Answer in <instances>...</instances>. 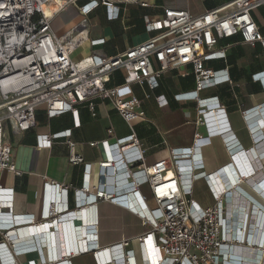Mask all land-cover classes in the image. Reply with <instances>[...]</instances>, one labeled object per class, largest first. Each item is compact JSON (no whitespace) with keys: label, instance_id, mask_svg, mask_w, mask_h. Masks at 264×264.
Wrapping results in <instances>:
<instances>
[{"label":"built area","instance_id":"2783aa9c","mask_svg":"<svg viewBox=\"0 0 264 264\" xmlns=\"http://www.w3.org/2000/svg\"><path fill=\"white\" fill-rule=\"evenodd\" d=\"M78 1L58 0L52 6V0H0V171L12 176L18 173L12 159V146L5 137L6 128L14 134L32 128L38 108L44 107L46 116L51 118L66 112L77 114V107L84 106L94 116L96 102L107 101L131 125L132 121L145 118V111L133 94L132 85L147 84L153 89L158 85L160 74L171 69L191 67L195 88L176 93L173 99L196 102V123L204 126L209 135L221 134L229 128L224 118V108L217 98L199 96V91L206 85L230 82L229 75L226 69L216 70L205 62L224 58L226 46L217 48L218 42L234 35H239L242 43L260 42L264 47V35L251 15L252 10L264 6V0H233L198 15L186 10L165 8L161 18L146 22L147 30L157 31L153 37L109 57L91 54L74 61L71 53L87 39L86 19L82 18L62 35L55 33L52 22L58 13L70 5H76ZM120 1L136 0H91L82 5L79 11L86 16L98 5H103L110 15L115 16V3ZM102 41L98 39L92 43ZM153 61L158 64L157 69L153 67ZM116 71L123 73L122 80L109 85ZM180 75L185 76L186 73ZM252 80L261 82L264 92V71L253 74ZM157 100L164 102L161 96ZM213 118L218 120V124H214ZM260 125H264V119L249 124L251 130ZM59 134L50 138L38 135V145L49 146L51 139ZM258 138L256 136L254 140ZM208 141V136L196 134L194 149L198 150ZM98 144L105 152L98 163L99 181L95 185V165L83 163L82 186L77 191L78 206L85 203L86 207L95 205L101 200L135 209L142 224L147 227L136 240L139 246L146 245L149 253L156 256L161 264L226 263L227 258L222 251L227 243H231L226 208L231 202L232 191L217 194L211 184L215 182L210 177L211 181L208 179V182L213 203L202 206L190 197L191 187L183 185L182 176L189 173L188 170L192 171V167L203 168L201 162L191 161L195 154L191 148L172 149L169 161L158 160L145 165L144 150L133 132L114 143H90ZM68 145L69 161L82 163L83 158L75 151L74 143L69 142ZM226 145L230 152L238 148L235 139L227 141ZM236 153L231 155L235 156ZM241 155L245 169L253 170L249 168L243 153ZM261 166L264 171V163ZM142 184L148 185L149 198L141 194L139 186ZM44 191L46 197L41 218H52L51 222L56 227L55 218L68 213L66 210L60 211V200L65 201V208L67 206L68 188L59 187L57 183H46ZM50 192H53L52 198L47 201V193ZM148 201H152L153 206ZM0 206L9 209L8 212H1L0 207V227L8 226L14 220H34L31 214L12 217L11 200L1 201ZM83 212L88 216L94 214L88 210ZM67 217L70 216H63L64 219ZM96 217L95 213V220L88 224L85 233L72 232L74 237L70 236V240L73 242L74 239V244L65 246L63 241L66 254L70 255V251L80 254L95 247L97 264H136L134 250L127 248L130 239L98 248L97 229L93 227L97 225ZM44 224L49 230L47 221ZM86 233V237L82 238ZM13 246L15 252L19 247L21 250L37 248L34 241L21 245L13 243ZM6 251L3 243H0L2 263L10 264L13 261L5 256ZM64 264L70 263L65 261Z\"/></svg>","mask_w":264,"mask_h":264},{"label":"crops","instance_id":"0c3cea01","mask_svg":"<svg viewBox=\"0 0 264 264\" xmlns=\"http://www.w3.org/2000/svg\"><path fill=\"white\" fill-rule=\"evenodd\" d=\"M89 1L91 0H79L76 5L68 6L58 13L52 22L55 33L62 35L76 26L82 18L86 19L87 39L71 53L74 61L91 54L103 58L109 57L153 37L157 31L147 30L146 22L161 18L165 8L186 10L198 15L233 0L120 1L115 3L117 7L114 9V12H117L115 16L110 15V11L103 5H98L89 14L83 16L79 8ZM251 15L264 35V6L252 10ZM98 39L103 41L92 43L93 40ZM220 46H226L225 57L208 60L205 64L216 70L226 69L230 82L206 85L199 91V96L216 97L223 106L224 118L229 128L221 134L209 135V131L204 126L196 123L198 115L195 101L178 102L173 99L174 94L195 88L196 83L190 66L161 73L157 78L158 85L153 89L147 84L132 85L133 94L139 99L145 111V118L136 119L131 125L109 102L98 100L94 116L86 107L78 106L77 114L66 112L49 118L44 107H40L36 110L35 125L32 128L20 134H14L6 128L5 137L12 146V159L18 173L12 176L0 171V202L5 199L12 201V213L10 212L12 217L34 215L33 221L14 220L12 224L0 227V243H3L7 250L5 256L12 258L13 262L10 264H64L65 261L70 264H97L95 247L80 254H73L70 251V255L66 254L63 247L65 232L68 245L74 244V239L73 242L70 240V236L74 237L72 232L86 231L88 224L95 220V213L97 225L93 227L97 229L98 248L109 247L123 239H130L127 248L134 250L136 264H155L156 256L149 253L146 245L139 246L136 240V237L144 233L147 227L142 224L135 209L134 211L101 200L95 205L82 209L79 206L86 207L87 204L79 206L77 204V191L81 189L83 180V163L95 165L96 185L99 181L98 163L105 155L102 146L90 145V143L101 141L114 143L131 135L132 132L144 150L145 165L158 160L169 161L172 149L180 147L192 149L203 168L198 166L192 167V171L188 170L189 175L185 177L186 184L183 185L191 187L190 197L200 205L208 206L213 203L208 179L214 180L216 185L212 182L211 184L214 190H217V194L218 190L222 191L224 188L219 185L229 184L226 192L231 190L232 198L226 210L228 217H236L235 220L233 219L235 222L231 223L233 230L242 233L243 228L246 229L240 239H244L245 234L250 235L249 239L251 236L252 238L256 236V242L253 241L251 245L256 246L255 251L253 250V258L249 259L247 255L243 256L237 251L240 256L237 262L254 259L260 264L259 260L264 255V242L257 244V239L262 242L264 232V171L261 170V165L264 163V125L251 130L249 124L264 119L263 84L258 80H252L253 74L264 71V47L260 42L242 43L239 35L221 39L217 48ZM153 67L158 68L155 61ZM183 72L186 73L185 76L180 75ZM122 75L121 71H116L109 85L120 83ZM158 96L164 100L163 103L157 100ZM214 122L218 124L217 119H214ZM57 133L60 134L51 139L49 146L38 145V135H47L50 138ZM196 134L209 138V141L198 150L193 146ZM256 136L259 138L255 141ZM231 139H235L238 144V148L233 152H230L226 145ZM69 142L74 143L75 151L83 158L82 163L74 164L69 161ZM232 153L238 155L235 154L236 160L233 159ZM241 153L254 173H249L245 165L243 168L247 174H244L245 171L243 175L240 173L237 163L240 166H242L240 161L244 163ZM191 161H194L193 156ZM223 166L229 168L218 173V169ZM46 183H57L59 187L68 188L67 206L65 208V201L60 200L62 205L60 211L66 210L68 212L66 215L70 217L64 219L65 214L59 215L61 218L56 217V227L51 222L52 218L47 220L41 218L46 197L44 191ZM139 190L142 195L150 197L147 184L140 185ZM52 194L53 192L47 193V201L52 198ZM148 204L153 206L152 201H148ZM101 205L111 207L117 217L114 224L117 232L113 236H107L105 225L101 226ZM0 207L1 212L9 211L4 206ZM85 209L92 211L94 217L84 214ZM250 217H256L252 230L249 228ZM45 221L50 227L49 230L46 229ZM6 232L7 236H5ZM87 233L81 237H86ZM32 241L37 248L21 250L19 247L21 251L18 249V252L13 249V243L21 245ZM141 250L147 257L145 261L141 259ZM55 254L56 258H54ZM0 264H3L1 257Z\"/></svg>","mask_w":264,"mask_h":264},{"label":"bare ground","instance_id":"6f19581e","mask_svg":"<svg viewBox=\"0 0 264 264\" xmlns=\"http://www.w3.org/2000/svg\"><path fill=\"white\" fill-rule=\"evenodd\" d=\"M57 1L58 0H52V2H51V4H52V6H55L54 4H56L57 3ZM196 155V154H195ZM194 155V160H196L197 162H198V158H196V156ZM237 156V155H236ZM236 158L237 157H235V156H233V159L234 160H236ZM239 161H240V158H239ZM196 162V163H197ZM199 162H200V160H199ZM198 162V163H199ZM244 162V161H243ZM240 164L242 165V166H240L238 163H237V166H238V169H239V171H240V173L243 175V171H245L244 170V168H243V165H244V163H241V161H240ZM186 168V167H185ZM227 168V167H226ZM229 168V167H228ZM227 168V169H228ZM251 171V172H250ZM250 171H248L249 173H254V171L253 170H250ZM187 174L189 175V173H186L185 175H183L182 176V181H183V184H186L185 183V177L187 176ZM245 175L247 174L246 173V171H245V173H244ZM235 182V181H234ZM226 183V182H225ZM221 184V183H220ZM229 184H224L223 183V185H219V187L220 186H223L224 188H222V191H219V193L221 194V192H226V189L229 187L228 186ZM186 187V186H185ZM84 208H87V207H84ZM227 209V208H226ZM85 211H86V209H85ZM227 211V210H226ZM234 211V210H233ZM240 211V210H239ZM239 211H237V212H239ZM231 212V211H230ZM227 213H228V211H227ZM240 213H241V211H240ZM233 214V213H232ZM74 215V214H73ZM75 216V215H74ZM229 216V215H228ZM242 216V215H241ZM246 217V216H245ZM227 219H228V221H229V223H230V233H229V240H230V242L231 243H227V245H226V247H224L223 249V251H222V253H223V255L224 256H226V258H227V261H226V263L225 264H237L238 262V260L240 259V256L238 255V253H236L237 252V250H236V248L234 247H232V244H234V243H239L240 241H245V242H248V240H249V237H248V235L247 234H245V236H244V239H240L241 238V235L243 236V234H244V232H245V228H243V232L241 233L239 230H233V226L231 225V223H232V221H234L235 219H236V217H235V219L233 220V218H232V216H230V217H227ZM244 221V220H243ZM235 222V221H234ZM238 223V222H237ZM240 223V222H239ZM245 223V222H244ZM234 224V223H233ZM262 225H263V222L261 223ZM260 224V225H261ZM235 225V224H234ZM241 225V224H240ZM235 227H236V225H235ZM82 232V231H81ZM86 231L85 230H83V233H85ZM261 234V233H260ZM65 235V237H64V242H65V246L66 245H68V242H67V235H66V233L64 234ZM263 237H262V242L260 243L259 241H258V239H257V244L258 245H260V244H263V242H264V232H263ZM250 242H252V241H255L256 242V236L255 237H253L252 238V236H251V239L249 240ZM87 244V243H86ZM262 246V245H261ZM232 248H233V251H232ZM264 248V247H263ZM116 253H118V252H116ZM144 253V252H143ZM145 254V253H144ZM56 254H55V256H54V258H56ZM144 258H147V257H144ZM157 258V257H156ZM229 258V259H228ZM231 258V259H230ZM263 260V262H264V255L261 257ZM250 259V258H249ZM242 261V260H241ZM155 264H161V261H157V259H156V262H155Z\"/></svg>","mask_w":264,"mask_h":264},{"label":"rangeland","instance_id":"374dc122","mask_svg":"<svg viewBox=\"0 0 264 264\" xmlns=\"http://www.w3.org/2000/svg\"><path fill=\"white\" fill-rule=\"evenodd\" d=\"M64 15H66V13ZM255 218L256 217H250V220H249L250 230L254 228ZM233 219L235 218L233 217ZM116 220H117V217H115V214L113 210L111 209V207H109L108 205H101V226L105 225L104 228H105V233L107 234V236H110V235L113 236L117 232L116 227H114ZM249 240L248 242L240 241L239 243H234L232 244V247L233 248L235 247L238 253L242 254L243 256L247 255L248 258H253L254 251H255L254 248H256V246L252 247L251 245H253L255 241L250 242ZM233 248H232V251H233ZM262 260H263L262 258L259 260L260 264H264ZM238 264H259V263L258 261H255L253 259L252 261L242 260V261H239Z\"/></svg>","mask_w":264,"mask_h":264},{"label":"clouds","instance_id":"9594fccd","mask_svg":"<svg viewBox=\"0 0 264 264\" xmlns=\"http://www.w3.org/2000/svg\"><path fill=\"white\" fill-rule=\"evenodd\" d=\"M142 250H143V249H142ZM142 250H141L140 256H141V259L145 261V258H144V257H146V256H145V254L143 253L144 251H142Z\"/></svg>","mask_w":264,"mask_h":264},{"label":"water","instance_id":"95a60500","mask_svg":"<svg viewBox=\"0 0 264 264\" xmlns=\"http://www.w3.org/2000/svg\"><path fill=\"white\" fill-rule=\"evenodd\" d=\"M227 166H228V165H227ZM225 168H226V166H223V167L219 168V169H218L219 172H218V171H217V172L220 173L221 171L225 170Z\"/></svg>","mask_w":264,"mask_h":264}]
</instances>
